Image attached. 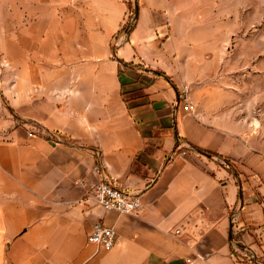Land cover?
<instances>
[{
  "label": "crops",
  "instance_id": "1",
  "mask_svg": "<svg viewBox=\"0 0 264 264\" xmlns=\"http://www.w3.org/2000/svg\"><path fill=\"white\" fill-rule=\"evenodd\" d=\"M214 1L0 0V264H248L232 237L264 260L262 100L229 76L230 29L200 23ZM97 163L140 214L78 185Z\"/></svg>",
  "mask_w": 264,
  "mask_h": 264
},
{
  "label": "rangeland",
  "instance_id": "2",
  "mask_svg": "<svg viewBox=\"0 0 264 264\" xmlns=\"http://www.w3.org/2000/svg\"><path fill=\"white\" fill-rule=\"evenodd\" d=\"M214 2L215 16L221 12L224 14V19L218 20L216 17L212 19L209 14L207 20L200 23L206 24L209 32L213 29H230L228 42L225 41V45H228L226 56L230 67L229 76L247 77L248 96L257 95V99L262 100L261 111L258 110L262 114L261 112L264 113V0H215ZM227 11H229V20H227ZM128 25L127 20L122 34ZM261 122L264 124V116L261 117Z\"/></svg>",
  "mask_w": 264,
  "mask_h": 264
},
{
  "label": "built area",
  "instance_id": "3",
  "mask_svg": "<svg viewBox=\"0 0 264 264\" xmlns=\"http://www.w3.org/2000/svg\"><path fill=\"white\" fill-rule=\"evenodd\" d=\"M128 21L129 25L121 36L122 40L126 38L129 30L135 24L136 14H131ZM3 71V65L0 64V78ZM188 93L189 86L185 85L182 90V96L185 95L184 98L187 102V106L191 110H195L196 106L189 101ZM30 134L33 135L34 132H30ZM48 135L49 139L55 144H60L64 141L60 132L50 131L48 132ZM180 148V154H186L188 147L180 146ZM94 172L100 177L99 181L86 183L84 180H80L78 185L82 187L86 186L98 204H100L106 211H117L121 214H140L143 209V202L140 194L120 186L117 182V178L108 173L106 166L103 163H97L94 166ZM231 220L233 225L238 222L235 213L232 215ZM176 232L181 233L182 228H178ZM88 240L103 249L110 250L117 243L118 232L114 225L98 221L94 223L92 232L88 236ZM232 247L233 252L239 256L243 262L248 264H264L251 247L247 246L236 237H232Z\"/></svg>",
  "mask_w": 264,
  "mask_h": 264
},
{
  "label": "trees",
  "instance_id": "4",
  "mask_svg": "<svg viewBox=\"0 0 264 264\" xmlns=\"http://www.w3.org/2000/svg\"><path fill=\"white\" fill-rule=\"evenodd\" d=\"M159 74L167 76L164 72H158ZM208 154H211V152H207Z\"/></svg>",
  "mask_w": 264,
  "mask_h": 264
}]
</instances>
